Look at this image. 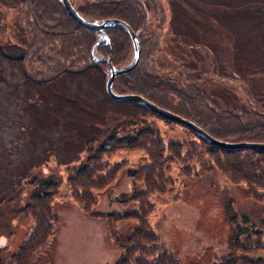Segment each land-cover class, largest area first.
<instances>
[{
    "label": "rangeland",
    "instance_id": "obj_1",
    "mask_svg": "<svg viewBox=\"0 0 264 264\" xmlns=\"http://www.w3.org/2000/svg\"><path fill=\"white\" fill-rule=\"evenodd\" d=\"M23 1L0 0V44L8 57L26 58L24 65L0 55V157L12 155L6 148L9 142L17 140L19 134L30 133L34 139L19 142L20 153L16 156H23L30 152V146H36L31 151L40 153L37 168L40 177L61 178L52 202L57 216L55 236L36 264H115L126 251L124 246L129 245L128 239L138 222L132 219L116 224L121 248L114 241L107 217L100 215L139 210L138 202L132 199L145 190L144 181L138 180V171L147 173L146 154L118 149L110 158L104 156L101 163L110 169L116 167V177L106 191H92L94 198L87 210L73 198L74 186L70 183L77 184L83 179L77 178L74 169L89 164L91 157H99V152L85 150V142L92 140V136L98 139L100 132L103 138L113 132L118 136L136 134L144 125L158 130L166 146L171 142L197 143L198 138L184 127L139 108L109 102L105 98L106 74L101 71L85 75L67 73L41 89L30 83L25 71L37 81L47 76L40 67V46L29 42L31 24L26 15L27 0L24 5ZM70 1L77 8L82 7L83 0ZM139 1L150 8L152 30L162 34V52L154 57L160 64L186 63L185 71L193 79L199 77L200 71L221 75L247 73L253 77H244L253 88V95L264 100V0ZM218 10L223 13L219 12L220 18L215 21L213 15ZM51 49L50 46L45 52L49 54ZM255 65L257 69L263 67L253 72ZM170 72L168 69L167 73ZM200 85L228 107L234 108L237 99L241 106L247 104L245 82H220L205 76ZM90 127L94 129L83 135V141L81 130L88 131ZM23 139L30 141V136ZM95 143L96 147L100 144ZM78 145L82 150H78ZM197 149L201 156L203 150ZM189 152L185 147L181 155L184 159H175L164 173L169 180L165 193L156 190L149 199L152 204L149 222L167 246L168 256L177 258L179 264H216L221 257L230 258L238 254L233 236L239 225L249 228V232L253 230L254 243L264 245V198L256 202L246 186L233 185L219 171L203 172L197 153L194 161L186 159ZM165 155L171 156L169 151ZM183 163H189L188 167ZM128 169L137 170L136 175L131 176ZM0 179V186L7 184L8 190L12 188L4 170ZM22 186L25 187V182ZM8 210L0 208V247L7 245L0 254L3 259L23 245L34 227L24 218L8 220L5 215ZM243 214L250 217L247 223L242 221ZM259 256L264 257V251Z\"/></svg>",
    "mask_w": 264,
    "mask_h": 264
},
{
    "label": "trees",
    "instance_id": "obj_2",
    "mask_svg": "<svg viewBox=\"0 0 264 264\" xmlns=\"http://www.w3.org/2000/svg\"><path fill=\"white\" fill-rule=\"evenodd\" d=\"M198 1L191 0V3ZM82 2L81 8L72 4L89 20L118 19L130 25L139 36L141 45L139 64L133 71L117 77L115 81L117 92L141 95L158 106L196 123L219 140L264 143V100H262V96L256 98L253 95V88L245 81L249 78L253 79V77L240 71L229 75L200 71L199 77L193 79L185 71L186 63L172 64V61H167L171 64L164 65L154 59L159 51L162 52V34L152 30L150 8L146 3L139 0H106L92 3L89 0H83ZM21 4V2L18 3L19 6ZM27 5L26 15L29 25L31 24L29 26L31 37L29 42H32L33 46H40V67L45 70L43 72L47 76L37 81L30 78L25 71L24 74L31 81L30 83L40 86L41 89L42 86L50 85L67 73L85 75L89 72L101 71L105 75L104 72L108 65L104 62H96L92 56V50L98 39L95 32L79 26L58 0H27ZM219 12L221 11L218 10V14L216 11L213 15L215 21L220 18ZM106 33L109 41L99 48L100 53L106 58H110L116 67L127 65L133 55V45L129 34L121 28H111L106 30ZM50 46L52 49L47 54L48 52L45 50ZM0 55L8 58L12 63L23 62L25 65L26 58L8 57L1 44ZM262 67L263 65H260L259 69ZM168 69L172 72L167 73ZM259 69H257V65L252 66L253 72ZM245 75H247V79H245ZM205 76L220 82H245L248 86L245 89L247 99L244 103H247L246 106H241L240 100L237 99L234 108L228 107L215 94L205 91L200 85ZM105 98L114 105L139 108L142 112L152 114L142 105L132 104V106L114 102L108 96ZM82 111L86 110L82 109ZM38 117L40 120V112ZM76 127L74 125L75 130H77ZM93 129L90 127L88 131L81 130L83 141L85 139L83 135L86 132L91 133ZM21 135L19 134L18 139L9 142L6 147L12 155L0 157V172L4 170L9 175L8 182H12L10 190L7 189V184L0 186V208L9 209L8 212H5L8 220L24 218L34 227L15 253L7 255L4 259L0 257V264H36L40 256L50 247L56 230L57 216L53 210L52 202L58 194L61 178L40 177V173L37 171L40 166V153L31 151L36 150V146H30V152L23 156H16L20 153L19 142L29 143L34 139L30 133ZM28 136H30V141H23V138ZM97 137L98 139L92 136L90 141L86 139L84 148L87 152H99V157H91L88 160L89 164L83 163L74 169L77 178L83 177L80 182L76 184L70 181L74 186L73 198L83 208L89 209V203L91 204L94 198L92 191H106V188L112 185L116 177V167L110 169L109 166L101 163L104 156L109 157L118 149L142 151L146 154L144 157L148 163L145 168L147 173L138 171L140 173L138 180L144 181L145 190H142L140 195L133 196L132 199L138 202L139 210L100 215L107 217L111 232L114 234V241L121 248L123 245L116 233V224L128 220L138 222V227L134 229L128 239L129 245L124 246L126 251L115 264H179L177 258L168 256L167 246L149 222V214L152 210L149 199L156 193V190L157 193H165L168 178L164 173L170 168L171 163L176 161L175 159L178 161L184 159L181 155L185 147L188 152L190 151L186 157L189 162L194 161L196 153L198 156L197 148L203 150L202 155L198 156L203 172L207 170L219 171L233 185L246 186L248 193L256 202L264 198V152L224 150L199 138L197 141L201 146H198V142L188 141H184V143L171 142L166 146L159 131L148 125H144L136 134L118 136L117 132H113L103 138L100 132ZM97 141L100 142L98 147L95 143ZM80 145L77 146L78 150H82ZM38 148L40 151V146ZM167 151L171 154L170 158L165 155ZM188 164L183 163L185 168L188 167ZM148 172L150 173L148 174ZM23 182H25V187L22 186ZM160 189L163 191L160 192ZM23 194L26 196L23 197ZM232 220L236 222V216ZM256 234L258 233L256 232ZM254 235L253 230L249 232V228L239 225L238 232L234 231L233 236L234 248L238 254L232 255L230 258L221 257L216 264H264V257L259 256L260 252L264 251V245L254 243ZM241 238H245V241ZM6 248L7 245L0 247V254Z\"/></svg>",
    "mask_w": 264,
    "mask_h": 264
},
{
    "label": "water",
    "instance_id": "obj_3",
    "mask_svg": "<svg viewBox=\"0 0 264 264\" xmlns=\"http://www.w3.org/2000/svg\"><path fill=\"white\" fill-rule=\"evenodd\" d=\"M62 7L65 11L71 16V18L79 25L88 30H91L98 34V42L93 48V57L96 62H106L108 64V69L106 71L107 79H106V93L110 99L116 102H124V103H134L144 106L148 111L157 117L178 124L184 128L192 131L198 138L202 141L224 150H252L255 152H264V143L261 142H227L219 140L212 135H210L207 131H205L202 127L197 125L196 123L181 117L180 115L164 109L157 104L149 101L145 97L138 94H120L116 92L114 89V83L116 78L123 73H127L133 71L137 65L139 64L141 58V45L139 41L138 34H136L131 27L124 21L117 19H107V20H98V21H90L85 18L70 2V0H59ZM110 28H121L125 30L129 36L131 37L133 43V56L128 65L118 68L114 66L111 62V59H106L105 57L98 54L99 46L106 43L108 37L106 35V30ZM128 173L134 176L136 174L135 169H129ZM242 219L244 222L249 221V217L247 215H242Z\"/></svg>",
    "mask_w": 264,
    "mask_h": 264
}]
</instances>
